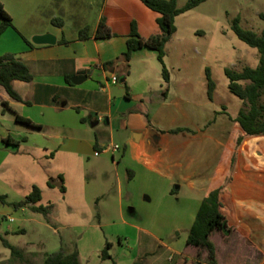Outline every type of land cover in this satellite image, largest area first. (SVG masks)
Here are the masks:
<instances>
[{
	"label": "rangeland",
	"instance_id": "obj_1",
	"mask_svg": "<svg viewBox=\"0 0 264 264\" xmlns=\"http://www.w3.org/2000/svg\"><path fill=\"white\" fill-rule=\"evenodd\" d=\"M187 1L177 0V8ZM6 4L16 26H23L16 3ZM261 15L264 0H208L175 18L176 32L165 45L164 57L171 97L154 105L153 115L164 130L181 127L192 132L167 134L169 146L161 150L150 142L162 153L163 164L146 168L130 160L123 149L134 140L131 129H117L113 139L107 129H98L106 146L120 148L113 154V161L119 163L115 169L110 154L88 159L58 148L45 153L47 135L26 124H8L13 136L18 131L26 140L17 146L0 142V196L6 198V204L0 202V264H43L60 251H76L79 264H171L177 255L190 256L185 242L192 216L219 161L231 157L230 149L235 156L241 147L236 145L239 126L234 119L244 106L229 91L225 70L258 66L257 50L235 36L233 21L239 17L242 29L260 35ZM8 29L0 40V57L13 55L5 51L12 46L8 38L15 39V32ZM131 67L133 83L143 70L154 85L162 78L156 57L138 55ZM206 69L215 86L212 100ZM259 102L264 105V91ZM255 138L246 144L248 152L264 160V136ZM102 163L105 172L95 174ZM33 187L41 191L36 206L52 207L47 217L34 213L31 206L13 207ZM106 243L111 244V259L103 261Z\"/></svg>",
	"mask_w": 264,
	"mask_h": 264
},
{
	"label": "crops",
	"instance_id": "obj_2",
	"mask_svg": "<svg viewBox=\"0 0 264 264\" xmlns=\"http://www.w3.org/2000/svg\"><path fill=\"white\" fill-rule=\"evenodd\" d=\"M0 3L8 13L6 3H16L24 23L16 26L9 13L13 25L9 29L15 32V39L8 38L12 46L5 51L11 52L32 75L30 82L15 80L11 83L22 102L11 99L0 86L1 143L17 146L26 140L21 132L16 131L13 136L9 129L8 124L14 122L15 126L18 116L29 120L37 126L34 129L48 136L43 146L45 153L58 148L65 154L89 159L106 147L98 131L100 127L107 129L111 139L117 129H131L133 137L140 135V138L130 141L123 149L130 160L146 168L164 163L160 150L169 146V130L161 128L162 122L153 115V107L169 101L170 75L167 84L158 77L154 85L149 72L143 70L136 83L131 81L133 58L141 54L156 57L155 52L145 48L131 56L129 75L124 79L127 92L120 78L122 64L104 67L127 50L132 22L143 39L160 34L156 13L139 0H0ZM53 19L62 21V27L53 25ZM101 20L111 33L109 38L94 37ZM85 28H88V36L80 39L79 32ZM47 34L55 37L54 45L32 42L33 37ZM61 39L67 43L60 44ZM83 75H87L86 80L75 85L73 81ZM163 91L166 96L162 95ZM238 130L240 135V128ZM247 138L235 156L230 149L231 157L219 161L204 196L225 185L227 177L231 178L220 196L228 232L225 236H215L217 264H264V160L255 158L246 146L249 140L257 138ZM151 141L157 143L159 151L150 145ZM103 155L108 154L100 153L96 157ZM111 158L117 169L119 163L113 161V155ZM93 171L102 175L103 163ZM118 190L121 191L120 182Z\"/></svg>",
	"mask_w": 264,
	"mask_h": 264
},
{
	"label": "trees",
	"instance_id": "obj_3",
	"mask_svg": "<svg viewBox=\"0 0 264 264\" xmlns=\"http://www.w3.org/2000/svg\"><path fill=\"white\" fill-rule=\"evenodd\" d=\"M145 7L158 15L156 19L157 26L160 30L158 36H152L143 39L137 33L136 24L131 23L130 37L127 40V50L115 61L104 64V67H112L116 63L122 64L121 79H125L129 75V62L133 52L140 49H147L156 53L157 61L162 65V79L164 83L169 82V73L164 67L165 45L170 37L176 32L175 18L181 14L191 11L208 0H188L182 8H177V0H139ZM261 20L264 22V15H261ZM53 25L62 27L63 22L58 19L52 20ZM239 17L235 18L232 25V31L235 36L248 47L256 49L259 55L258 66L256 68L246 67L240 72H235L229 69L225 70V75L229 81V91L243 102L242 108L237 117L234 119L241 130L238 136L236 145L239 146L245 137H262L264 136V105L260 104V98L264 91V26L260 35L244 30L240 26ZM13 27L11 17L4 11L0 4V37L6 29ZM88 36V28L79 32V38L85 39ZM111 33L101 20L94 37L96 39L109 38ZM26 41V40H25ZM26 43L30 45L27 41ZM60 44H66L65 39L59 41ZM206 79L208 84V98L212 100L214 92V82L211 79L209 69H206ZM15 80L30 82L32 75L28 68L14 55L6 54L0 57V86L4 89L7 95L16 102H22L19 95L13 90L11 83ZM126 92L128 87L123 83ZM166 96V91L162 92ZM16 122L26 124L29 127L37 128L29 120L21 117H16ZM182 132H192L188 128H175L169 130V134H178ZM162 133H165L162 131ZM98 150V146H95ZM233 163V162H232ZM232 170V167H231ZM131 176L129 175V179ZM62 181V176H59ZM231 180L227 178L225 185L212 190L203 200L195 215V219L189 229L185 246L190 250V256L178 255L172 261V264H217L216 248L214 239L216 235L227 234L226 219L222 213V204L220 196L226 189V184ZM49 188L53 185L48 182ZM61 191L65 192L64 187ZM174 191H171L173 194ZM41 201V191L37 187H33L32 192L22 201L13 204L15 209H20L25 206H31L34 213L42 214L47 217L50 214L51 206H36ZM0 202L6 204L5 196H0ZM11 251L13 247L7 245ZM111 244L106 243L101 254L103 261L110 260L108 253ZM43 264H79L78 254L76 251L70 254H64L62 251L52 254L46 258Z\"/></svg>",
	"mask_w": 264,
	"mask_h": 264
},
{
	"label": "water",
	"instance_id": "obj_4",
	"mask_svg": "<svg viewBox=\"0 0 264 264\" xmlns=\"http://www.w3.org/2000/svg\"><path fill=\"white\" fill-rule=\"evenodd\" d=\"M32 42L36 45H54L56 43V39L55 37L47 34V35H43V36H35L32 39ZM87 78V75H83L80 78H77L73 81V83L75 85H79L81 84L83 81H85ZM125 80L121 79V82L123 83ZM140 138V135H134V140L138 141Z\"/></svg>",
	"mask_w": 264,
	"mask_h": 264
},
{
	"label": "built area",
	"instance_id": "obj_5",
	"mask_svg": "<svg viewBox=\"0 0 264 264\" xmlns=\"http://www.w3.org/2000/svg\"><path fill=\"white\" fill-rule=\"evenodd\" d=\"M112 80H113L114 82L116 81L115 78H113ZM119 149H120V148H119L118 145H112V144H110L109 146L104 147V148L102 149V151H100V152H95V153H94V156H99L100 153H106V154L113 155V154H115L116 152H118ZM10 221H13V220L11 219Z\"/></svg>",
	"mask_w": 264,
	"mask_h": 264
}]
</instances>
